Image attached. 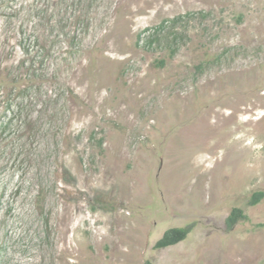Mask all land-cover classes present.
<instances>
[{"label":"rangeland","instance_id":"1","mask_svg":"<svg viewBox=\"0 0 264 264\" xmlns=\"http://www.w3.org/2000/svg\"><path fill=\"white\" fill-rule=\"evenodd\" d=\"M0 83V264H264V0H0Z\"/></svg>","mask_w":264,"mask_h":264},{"label":"trees","instance_id":"2","mask_svg":"<svg viewBox=\"0 0 264 264\" xmlns=\"http://www.w3.org/2000/svg\"><path fill=\"white\" fill-rule=\"evenodd\" d=\"M200 14L201 16H204V12H200ZM190 15L191 14L189 13L187 15L177 16L171 20L163 21L153 29L154 32L151 34V37L149 36V39L153 40L154 37L166 34L165 36L167 40L171 39L172 37L175 40L177 36V33L175 31L178 28L179 23L182 21V19H184L185 17H189ZM74 17L75 25L77 26L74 27V30L68 28V25H70L69 19L72 18L66 19V23H64L63 18L59 19L56 22V26L57 28H59L57 33H49V44L46 45V43H44L43 45L45 60H48L53 56H57V47H59L58 49H60V54H58L59 57H57L65 61H70L71 58L75 57V55L82 50L81 42L83 37L88 33L89 23H85L83 14L76 15ZM86 22H88V20H86ZM79 24L80 27L81 24H84V26H82V28L80 29L78 28ZM53 30H55V27L53 28ZM7 80L8 83L12 85L16 84V80H10V77H5V81ZM262 199H264V192H256L251 198L250 205H256ZM246 219L247 215L243 212V210H241L240 208H234L231 211L230 215L227 217L226 226L229 230H231L240 220ZM192 231V225L171 228L167 230L162 238L157 241L155 247L158 249H163L174 246L184 241Z\"/></svg>","mask_w":264,"mask_h":264}]
</instances>
